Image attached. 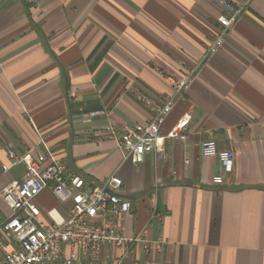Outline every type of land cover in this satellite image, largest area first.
I'll list each match as a JSON object with an SVG mask.
<instances>
[{
	"label": "crops",
	"instance_id": "0c3cea01",
	"mask_svg": "<svg viewBox=\"0 0 264 264\" xmlns=\"http://www.w3.org/2000/svg\"><path fill=\"white\" fill-rule=\"evenodd\" d=\"M220 12L214 0H0V163L8 144L36 147L86 186L121 178L131 203L123 233L143 240L127 256L105 244L100 264H264V0H251L207 54ZM191 67L160 128L189 116L186 141L164 138L140 163L124 158L103 125L148 122L137 92L161 101L165 76ZM206 139L233 152L230 173L201 154ZM24 171L17 163L0 173V192ZM36 202L46 220L67 218L70 202L50 189ZM8 211L0 196V218Z\"/></svg>",
	"mask_w": 264,
	"mask_h": 264
},
{
	"label": "built area",
	"instance_id": "2783aa9c",
	"mask_svg": "<svg viewBox=\"0 0 264 264\" xmlns=\"http://www.w3.org/2000/svg\"><path fill=\"white\" fill-rule=\"evenodd\" d=\"M250 1L214 0L221 8L216 17L220 30L209 44L207 54L223 45L229 28ZM195 73L196 67H191L182 78L166 75L171 92L161 101L148 93L137 92V99L153 112L148 122L118 127L108 120L103 125L102 132L117 141L124 158L140 163L144 154L154 150L164 138L186 141L189 116L180 117L165 135H160V128L189 88ZM101 115H105V111H91L83 113L81 120L89 121ZM200 151L202 155L218 156L224 172H231L234 156L231 150H217L215 141L206 139L200 143ZM6 153L9 161L0 163V173L17 163H23L25 171L21 179L11 180L0 192L10 210L6 217L0 218V264H100V252L105 244L118 248L127 256L135 243L143 240L144 233L132 237L123 233L121 219L130 210L131 203L120 193L122 180L119 176L112 174L99 183L86 186L81 174L66 171L65 164L48 150L31 147L18 153L8 144ZM47 155L50 162L46 164ZM213 181L220 183L222 176L215 175ZM45 189H50L57 200L70 202L63 222L43 217L36 197ZM155 244L160 246L161 241Z\"/></svg>",
	"mask_w": 264,
	"mask_h": 264
},
{
	"label": "rangeland",
	"instance_id": "374dc122",
	"mask_svg": "<svg viewBox=\"0 0 264 264\" xmlns=\"http://www.w3.org/2000/svg\"><path fill=\"white\" fill-rule=\"evenodd\" d=\"M10 212V210L7 212V214Z\"/></svg>",
	"mask_w": 264,
	"mask_h": 264
}]
</instances>
